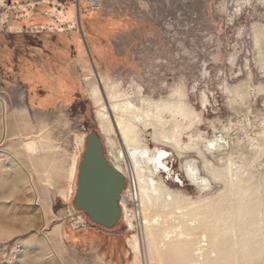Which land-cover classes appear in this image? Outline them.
<instances>
[{"label": "rangeland", "instance_id": "obj_1", "mask_svg": "<svg viewBox=\"0 0 264 264\" xmlns=\"http://www.w3.org/2000/svg\"><path fill=\"white\" fill-rule=\"evenodd\" d=\"M95 71L141 109L170 102L186 115L153 121L179 125L180 153L139 126L142 144L166 152L169 171L154 177L172 200L138 203L111 230L68 213L91 132L130 176L115 160L123 143L99 130ZM1 103L0 264H264V0H0Z\"/></svg>", "mask_w": 264, "mask_h": 264}, {"label": "bare ground", "instance_id": "obj_2", "mask_svg": "<svg viewBox=\"0 0 264 264\" xmlns=\"http://www.w3.org/2000/svg\"><path fill=\"white\" fill-rule=\"evenodd\" d=\"M93 76L95 79V85L91 88V96L94 98L96 104H100V106H98L101 107V109L97 112L99 130L101 134L104 135H108L109 133L115 134L119 139V142L123 143L125 146V150L120 153V155L116 156L115 160L117 163L120 160H127L130 176L135 182L137 202L140 207L144 208L152 206L159 198L162 197L165 198L169 196L170 200H172L171 193L166 189H163L161 182L154 177V172L156 170L157 173H160L161 171H169L166 163L163 161V156L166 152L158 148L152 150L142 144L140 140L139 126H151L154 128V122L159 125H163V123H166L163 118V113L165 112L169 114L172 120H175L176 116L185 117L186 115L184 114L183 109L179 104L170 102L161 103L160 105L145 104L148 108L141 109L137 107L136 104H134L133 101L125 94H121L112 87H109L107 85V81L99 73H96L95 71ZM0 108L3 138L6 132V113L3 103H1ZM179 131V125L175 122L173 128L169 132H166L163 129H160L159 131L155 130L154 139L157 142L161 141L171 144L173 148L180 153L182 144L180 141ZM206 143L208 146H213L215 144V140L211 139L206 141ZM105 144L111 147L113 143L109 138H107ZM26 147L29 150H34L35 145L30 142L26 144ZM113 167H115L121 174L124 173L118 164H114ZM74 170L75 166L73 168V171ZM229 172H231V169H227V173ZM190 180L197 186L199 185L200 180L204 181L201 177H198L195 172L191 174ZM229 187L232 189L234 184L230 183ZM28 188L35 194L33 184L30 183ZM38 211L41 214L42 225H44L46 221L44 208L39 206ZM237 211L240 212L241 207H238ZM238 217L240 216L237 215V218ZM238 222L240 223L239 220ZM143 224L145 226L149 225L147 218H144ZM237 225L239 224L237 223ZM233 231H231V233ZM44 237L50 245H59V226H55L51 232L44 234ZM128 246L132 249L134 254H138L139 243L135 235L132 234L129 237ZM52 251L56 257H58L56 249L52 248Z\"/></svg>", "mask_w": 264, "mask_h": 264}, {"label": "water", "instance_id": "obj_3", "mask_svg": "<svg viewBox=\"0 0 264 264\" xmlns=\"http://www.w3.org/2000/svg\"><path fill=\"white\" fill-rule=\"evenodd\" d=\"M125 187L123 175L106 157L100 136L91 132L77 166L72 209L83 212L91 224L111 230L121 217L118 201Z\"/></svg>", "mask_w": 264, "mask_h": 264}, {"label": "built area", "instance_id": "obj_4", "mask_svg": "<svg viewBox=\"0 0 264 264\" xmlns=\"http://www.w3.org/2000/svg\"><path fill=\"white\" fill-rule=\"evenodd\" d=\"M92 10H99L101 8V0H86ZM110 162V161H109ZM111 163V162H110ZM112 165V164H111ZM113 166V165H112ZM125 181V190L120 194V198L118 201L119 207L121 208V217L124 218L128 216L132 210L137 209V192L136 186L133 178L129 176L127 173H122ZM73 209L68 211L69 216H72ZM74 221L75 228H81L85 225L83 219L80 216H77ZM128 227V224H127Z\"/></svg>", "mask_w": 264, "mask_h": 264}, {"label": "crops", "instance_id": "obj_5", "mask_svg": "<svg viewBox=\"0 0 264 264\" xmlns=\"http://www.w3.org/2000/svg\"><path fill=\"white\" fill-rule=\"evenodd\" d=\"M64 201L66 200V198H62ZM98 227V226H97ZM100 228V227H99ZM101 229H103V228H101ZM105 230V229H104ZM87 232H89V231H87ZM89 233H91V232H89ZM94 235H96V234H92V239H93V241H94ZM89 238V237H88Z\"/></svg>", "mask_w": 264, "mask_h": 264}]
</instances>
